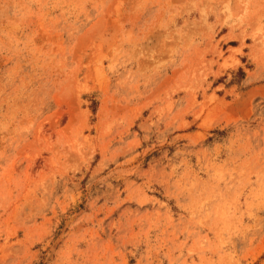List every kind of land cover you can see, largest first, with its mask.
Instances as JSON below:
<instances>
[{
	"label": "rangeland",
	"instance_id": "374dc122",
	"mask_svg": "<svg viewBox=\"0 0 264 264\" xmlns=\"http://www.w3.org/2000/svg\"><path fill=\"white\" fill-rule=\"evenodd\" d=\"M0 264H264V0H0Z\"/></svg>",
	"mask_w": 264,
	"mask_h": 264
}]
</instances>
